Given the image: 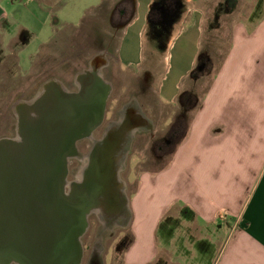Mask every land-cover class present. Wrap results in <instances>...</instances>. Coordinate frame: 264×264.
Here are the masks:
<instances>
[{
    "label": "rangeland",
    "instance_id": "rangeland-1",
    "mask_svg": "<svg viewBox=\"0 0 264 264\" xmlns=\"http://www.w3.org/2000/svg\"><path fill=\"white\" fill-rule=\"evenodd\" d=\"M171 1L174 12L168 16L164 15L163 10L161 18L174 19L166 28L167 30L159 29V34H165L161 38L160 44L152 43L148 37L150 33H146L145 58L144 63L141 64V71H139L143 80L138 79L139 82H137L135 75L124 70L123 66L122 69L117 62L115 51L113 48L109 49L107 67L103 71L111 69L113 73L117 74L118 72L125 77L123 82L127 84L128 90L124 96L130 95L129 99L123 98L124 102H128L126 106L139 110L138 106L143 104L153 109L158 119L161 113L167 114L175 109L176 117L181 114L186 116L187 127H189L191 119L199 111L202 101L204 102L207 96L210 95L209 102L213 101L214 107L216 99L239 102L238 93H243L241 86L247 81L257 88V92L260 90L258 97L261 101L264 97V75L255 76L258 79L257 84L254 83L255 77L252 78V76L255 69L264 65V34L257 35V44L253 46L255 50H252V54L247 48V39L248 35L253 34L256 27L258 28L264 20V0ZM102 2L103 0H12V6L8 10L16 24L30 25L34 28L48 23L47 28L52 32H55L56 29L61 31L52 43L42 48L30 67L25 68L16 53L1 60L0 139L16 137V130H18L16 115L17 111L22 109L23 103L35 101V98L46 89L48 83L57 82L69 86L80 72L87 67H92L96 54L107 50L106 47L109 48L112 41L114 42L112 46L117 44V40L123 33V28L121 31L116 30V26L111 24L109 12L115 5L117 7L125 5L130 10L133 4L132 0H108L101 6ZM108 3L109 5H106ZM92 7L98 9L94 13H89ZM121 17L118 14L115 19H122L123 24L127 21V16ZM190 17L192 20L201 21V32L191 25ZM183 28L185 31L180 35H183L182 38L175 39ZM48 29L47 33L50 34ZM261 30L264 32V26ZM35 44L31 51L35 49ZM195 52H197L195 55L198 54L195 67L182 82L181 93L175 103L164 101L160 96L159 87L168 66L173 67L174 75L179 70L184 71L190 66V59ZM170 55L171 60H169ZM170 76L172 78L173 74ZM119 85L120 80L117 86ZM214 85L216 94H211ZM142 87L147 90L143 91ZM252 90V93L256 94V90ZM137 91L140 93V101L136 97ZM184 92H187L191 106L182 109L180 103L181 95ZM170 104L171 106H169ZM126 106L121 107L122 116L123 110L126 111ZM261 106L262 104L259 103L257 107L258 119L262 114L259 112L264 110V105ZM261 119L264 121V114ZM157 124L156 121V127ZM262 125L264 124L258 122L257 129L262 130ZM185 136L186 132L177 139L171 150L166 152L167 156L160 163H154L151 159L146 168L158 171L166 167ZM145 140V137L140 138L138 146H143ZM80 157L83 161L79 163V168L77 167L71 173L73 175L81 174L80 170L88 162L85 156ZM71 174L67 182L73 180L74 177ZM139 181H141V176H139ZM166 193L167 189H164L162 201L165 200ZM135 198L136 193H132L130 200L133 202L131 205L133 211L138 208L136 202L134 203ZM160 205H163V202ZM155 206L154 209L150 208L152 215L157 214L158 204ZM88 223V230L81 239L82 246H88L85 250L83 264H89L91 256L98 259L99 264H126L124 254L134 240L129 221L128 223L122 222L124 228H120L116 226V222L109 221L101 212L98 216L91 215L88 218ZM173 231L175 235L173 242L178 244L176 246H198L194 242L188 244L187 240L183 242L184 234L180 229ZM223 234V232L221 234L218 232V235L212 237L213 240L206 237L211 241V246H219L221 242L219 238H222ZM158 235L159 246H166L162 238V228L158 230ZM199 237L203 239L204 234ZM223 239L225 240L226 236ZM172 245L174 246L173 243ZM213 258L214 256H210L208 262L210 263ZM199 261L201 262V260Z\"/></svg>",
    "mask_w": 264,
    "mask_h": 264
},
{
    "label": "crops",
    "instance_id": "crops-1",
    "mask_svg": "<svg viewBox=\"0 0 264 264\" xmlns=\"http://www.w3.org/2000/svg\"><path fill=\"white\" fill-rule=\"evenodd\" d=\"M107 1L103 0L101 6ZM154 1L132 0L133 18L123 28L118 47V59L126 66H140L144 62L145 35ZM10 6L12 0H0V62L16 53L27 68L61 30L52 32L48 23L34 28L18 25L8 10ZM93 8L89 13L98 9ZM190 19L191 25L201 32V21ZM263 26L264 20L248 35L251 54L257 35L264 34ZM184 31L181 29L175 39L182 38ZM33 44L36 46L31 51ZM102 53L107 59L104 51L95 57ZM196 53L184 71L174 75L173 67L168 66L159 87L165 101L175 103L182 82L195 67ZM262 66L254 70L252 78L264 75ZM257 82L255 77L254 83ZM215 85L211 94H216ZM241 87L239 102L216 99L214 107L213 101L209 102L210 95L207 96L169 164L142 174L135 192L138 208L131 209L129 219L134 240L124 254L126 264H264V125L262 130L257 129L258 122L264 124V110L259 112V119L256 114L258 104L264 105V97L259 101L260 90L257 92L248 81ZM164 189L167 193L162 201ZM155 204L157 214L152 215L150 208ZM160 228L166 246H159ZM179 229L184 234L183 242L198 246H176L173 230ZM218 232L224 233L219 238L220 245L211 246L210 240ZM210 256L214 258L209 263Z\"/></svg>",
    "mask_w": 264,
    "mask_h": 264
},
{
    "label": "water",
    "instance_id": "water-1",
    "mask_svg": "<svg viewBox=\"0 0 264 264\" xmlns=\"http://www.w3.org/2000/svg\"><path fill=\"white\" fill-rule=\"evenodd\" d=\"M106 90L95 75L79 93L60 91L20 140L0 139V264L80 263L91 203L66 193L68 158L100 122Z\"/></svg>",
    "mask_w": 264,
    "mask_h": 264
},
{
    "label": "flooded vegetation",
    "instance_id": "flooded-vegetation-1",
    "mask_svg": "<svg viewBox=\"0 0 264 264\" xmlns=\"http://www.w3.org/2000/svg\"><path fill=\"white\" fill-rule=\"evenodd\" d=\"M172 4L171 0L154 1V7L152 6L149 14V26L146 31V33H150L148 37H150L152 43L160 44L161 38L165 34H159V29L167 30L166 28L173 21L174 18H161L163 10L165 12L164 15H172V12H174ZM133 5H131L132 8L130 10L125 5L123 7L115 5L111 8L109 12V15H111L110 21L112 25L116 26V30L121 31L132 20ZM118 14L122 17L127 16V21L122 24V19H115ZM119 42L120 38L117 40V44L112 46L114 44L112 41L111 46L109 48L106 47L107 50H103L106 52V57L110 55L109 49L113 48L119 66L121 68L123 66L124 70L126 69L135 75L137 82H139L138 79L143 80L139 72L141 71V65L129 67L118 59ZM93 61L92 67H87L80 72L69 86L57 82L48 83L46 89L39 95L40 97H36L35 102H33L40 109L50 97L57 95L60 91L79 93L94 80L95 75L104 81L107 90L102 118L95 127L76 141L74 152L68 158L67 179L77 167L79 168V163L83 161L80 156H85L88 162L84 165V168L79 169L81 174H71L75 179L72 178V181H66L65 191L71 197L84 195L88 197L91 203L88 218L93 214L98 216L102 212V215H105L109 221L116 222V226L124 228L122 222L128 223V219H130L131 194L135 193L139 187V176H142L143 173H151L150 168H146L150 164L151 159L154 163H160L167 156L166 152L171 150L177 139L187 132L188 121L183 114L176 117L175 109L167 114L161 113L158 119L157 115L154 114V110L143 104L138 106L139 110L131 106V108L129 106L128 108L126 106L128 102L123 100V98L129 99L130 96H124L128 90L127 84L123 82L125 77L118 72L117 74L113 73L111 69L103 71L107 67V59L103 53L96 56ZM119 80L120 85L117 86ZM142 83L144 85V82ZM142 89L143 91L147 90L145 87H142ZM181 96L182 101L180 104L182 109L190 107L191 104H189L187 92H184ZM136 97L140 98L139 92ZM124 106L127 108H125L126 111L123 110L124 114L122 116L121 107ZM22 115L20 126L31 117L37 116L27 112ZM16 118L19 124L18 112ZM162 119L163 121L161 122ZM156 121L158 123L157 127ZM15 135L16 137L8 139H17L19 136L18 130H16ZM143 137L146 140L143 146L140 147L138 146L140 138ZM135 187L136 190H134ZM87 247L82 246L83 251L79 264L84 262ZM89 260V264H99L98 259L93 256ZM11 264L20 263L13 261Z\"/></svg>",
    "mask_w": 264,
    "mask_h": 264
},
{
    "label": "bare ground",
    "instance_id": "bare-ground-1",
    "mask_svg": "<svg viewBox=\"0 0 264 264\" xmlns=\"http://www.w3.org/2000/svg\"><path fill=\"white\" fill-rule=\"evenodd\" d=\"M38 97H40L39 95L37 96V98ZM35 102V101H34ZM34 102L33 103H28V102H26V103H23L22 105L23 106H21V108L22 109H19L17 112H18V117H19V124H18V131H19V136H18V140H20V137H22V130L20 129V123L22 122V114L23 113H25V112H27V113H29V114H32V115H34V114H37L38 113V108L34 105ZM24 108V109H23ZM98 210V209H97ZM128 221H129V219H128Z\"/></svg>",
    "mask_w": 264,
    "mask_h": 264
},
{
    "label": "trees",
    "instance_id": "trees-1",
    "mask_svg": "<svg viewBox=\"0 0 264 264\" xmlns=\"http://www.w3.org/2000/svg\"><path fill=\"white\" fill-rule=\"evenodd\" d=\"M154 7V6H153Z\"/></svg>",
    "mask_w": 264,
    "mask_h": 264
}]
</instances>
